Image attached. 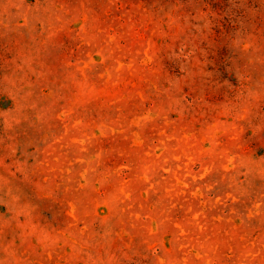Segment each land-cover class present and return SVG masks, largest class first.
<instances>
[{"label":"rangeland","instance_id":"374dc122","mask_svg":"<svg viewBox=\"0 0 264 264\" xmlns=\"http://www.w3.org/2000/svg\"><path fill=\"white\" fill-rule=\"evenodd\" d=\"M0 264H264V0H0Z\"/></svg>","mask_w":264,"mask_h":264}]
</instances>
